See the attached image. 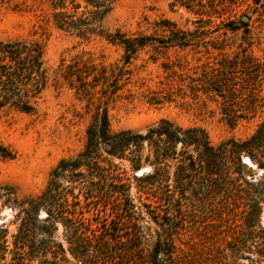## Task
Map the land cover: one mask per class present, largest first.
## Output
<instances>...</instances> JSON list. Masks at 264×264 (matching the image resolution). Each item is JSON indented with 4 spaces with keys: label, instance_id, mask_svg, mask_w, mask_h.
Listing matches in <instances>:
<instances>
[{
    "label": "trees",
    "instance_id": "obj_1",
    "mask_svg": "<svg viewBox=\"0 0 264 264\" xmlns=\"http://www.w3.org/2000/svg\"><path fill=\"white\" fill-rule=\"evenodd\" d=\"M48 1L58 29L82 37L100 36L121 46L125 65L156 42L144 35L128 36L119 30L109 33L103 29L116 0ZM254 1L258 8L264 7V0ZM173 35L167 44L181 48L192 42L194 45L188 33L173 31ZM124 70L102 68L96 74L89 64L66 65L63 61L52 77L41 39L0 41V111L37 113L44 92L50 85L58 86L59 78H63L79 98L87 100L92 112L84 150L60 161L38 197L18 201L12 188H0V214L5 206L18 209L12 246L8 228L0 230V264L9 256V264H176L178 232L172 221L176 220L173 206L180 197L174 189L179 193L186 189L194 173L209 175L206 183L221 187L224 196L234 197L243 205L246 211L242 209L241 217L249 215L250 208L256 215L262 214L264 178L254 185L247 173L254 172L255 166L264 170V120L249 138H231L219 145H213L201 128L184 129L166 119L144 134L114 132L109 101L120 90ZM263 83L264 62L238 54L203 66L201 77L192 80L190 88L193 98L202 94L221 99L223 119L235 128L264 107V98L260 97ZM14 158L15 154L0 145V160ZM246 158L250 164L244 162ZM118 162L127 164L133 173L140 206L131 195L127 172ZM144 166L150 167L148 175L137 176ZM42 211L47 214L44 219L40 218ZM89 213L92 217L87 216ZM145 214L161 229L155 230L157 238L151 251L142 245ZM60 228L65 244L56 237ZM235 249L242 251L239 243ZM67 253L74 263L66 258Z\"/></svg>",
    "mask_w": 264,
    "mask_h": 264
},
{
    "label": "rangeland",
    "instance_id": "obj_2",
    "mask_svg": "<svg viewBox=\"0 0 264 264\" xmlns=\"http://www.w3.org/2000/svg\"><path fill=\"white\" fill-rule=\"evenodd\" d=\"M52 12L48 0H0V41L41 39L46 68L52 77L63 61L66 65L89 64L96 74L102 68H124L120 90L109 101L114 132L144 134L166 119L184 129L201 128L213 145H219L231 138H249L264 120L263 107L251 119L231 128L223 119L221 99L202 94L193 98L190 88L192 80L201 77L203 66L214 65L224 56L245 54L264 62V7L258 8L254 0H116L103 22L104 30L156 39L129 65L124 64L121 46L100 36L82 37L60 30L53 24ZM173 31L190 34L194 45L192 42L181 48L167 44ZM260 90L264 98V83ZM87 106V100L79 98L69 83L59 78L58 86L50 85L44 92L37 113L1 110L0 145L15 158L0 160V188H12L18 201L38 197L60 161L84 150L92 122ZM118 163L127 172L131 195L140 206L133 173L127 164ZM254 169L247 177L258 185L264 170L257 166ZM149 171L150 167L144 166L136 175L145 177ZM208 178L205 173H194L186 189L179 193L173 188L180 197L173 206L176 220L172 222L178 232L175 263L255 264L250 257L260 264L264 260V209L258 216L250 208L249 215L241 217L245 207L234 197L224 196L221 187H211L205 182ZM92 213L87 216L92 217ZM17 214L18 209L10 206L0 214V230L8 228L10 245L17 232ZM46 216V212L40 213L41 219ZM141 225L145 235L142 245L151 251L157 238L155 230L161 229L146 214ZM56 237L64 243L61 228ZM238 243L241 252L235 249ZM65 256L74 263L69 253ZM10 261L11 256L3 264Z\"/></svg>",
    "mask_w": 264,
    "mask_h": 264
},
{
    "label": "water",
    "instance_id": "obj_3",
    "mask_svg": "<svg viewBox=\"0 0 264 264\" xmlns=\"http://www.w3.org/2000/svg\"><path fill=\"white\" fill-rule=\"evenodd\" d=\"M244 162H245V163H247V164H250V163H251V162H250V160H249V159H247V158H246V159H244Z\"/></svg>",
    "mask_w": 264,
    "mask_h": 264
}]
</instances>
